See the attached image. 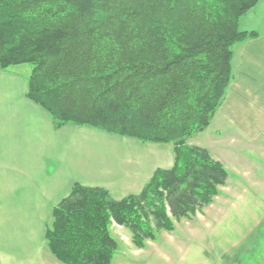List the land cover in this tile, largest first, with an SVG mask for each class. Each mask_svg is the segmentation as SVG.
Segmentation results:
<instances>
[{
	"label": "trees",
	"instance_id": "obj_1",
	"mask_svg": "<svg viewBox=\"0 0 264 264\" xmlns=\"http://www.w3.org/2000/svg\"><path fill=\"white\" fill-rule=\"evenodd\" d=\"M260 0H0V71L27 65L25 97L53 128L65 125L158 146L173 165L120 201L74 184L45 226L48 252L61 264H111L110 225L134 245L152 239L148 224L210 204L226 170L185 141L202 132L233 80V46L256 35L239 19Z\"/></svg>",
	"mask_w": 264,
	"mask_h": 264
},
{
	"label": "crops",
	"instance_id": "obj_2",
	"mask_svg": "<svg viewBox=\"0 0 264 264\" xmlns=\"http://www.w3.org/2000/svg\"><path fill=\"white\" fill-rule=\"evenodd\" d=\"M238 28L256 36L233 46V80L218 113L225 127L264 149V0L239 19ZM20 68L0 71V264H60L46 248L45 226L51 223L53 207L74 184L104 189L120 201L138 195L157 169H170L173 153L169 145L140 143L86 127L55 130L49 115L25 97L29 71ZM229 181L228 174L220 189L230 200L225 204L241 209L246 195L239 197V192L251 188ZM248 196L255 200V195ZM177 240L171 239L167 249L157 245L147 254L144 249L142 255L171 264L165 257L171 246L179 250Z\"/></svg>",
	"mask_w": 264,
	"mask_h": 264
},
{
	"label": "rangeland",
	"instance_id": "obj_3",
	"mask_svg": "<svg viewBox=\"0 0 264 264\" xmlns=\"http://www.w3.org/2000/svg\"><path fill=\"white\" fill-rule=\"evenodd\" d=\"M21 67L20 71H29L27 65ZM218 110L209 126L185 143L188 146L199 144L203 149L206 145L209 157L226 170L227 176L229 174L231 186L238 184V187L246 185L251 188V191L239 192V197L246 195L241 202L242 208L235 210L234 206L226 205L228 195L220 190L225 185L220 186L210 204L184 218L171 219L172 231L156 230L152 217H148L153 238L143 240L140 248L134 245L132 233L127 228L111 223L109 231L116 243L111 264H165L157 262L154 255H143L147 254V249H156L157 245L167 246V249L171 239L175 240L177 236L179 250L171 246L173 251L165 257V260L171 258V264H264L263 145L243 140L237 129L225 127ZM248 195H255V200ZM206 219L207 224L204 223Z\"/></svg>",
	"mask_w": 264,
	"mask_h": 264
}]
</instances>
